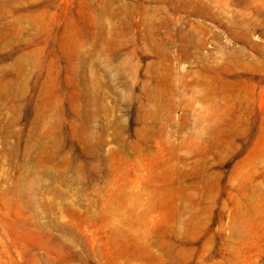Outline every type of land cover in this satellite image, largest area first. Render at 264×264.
Returning <instances> with one entry per match:
<instances>
[{"label":"rangeland","instance_id":"obj_1","mask_svg":"<svg viewBox=\"0 0 264 264\" xmlns=\"http://www.w3.org/2000/svg\"><path fill=\"white\" fill-rule=\"evenodd\" d=\"M0 264H264V0H0Z\"/></svg>","mask_w":264,"mask_h":264}]
</instances>
